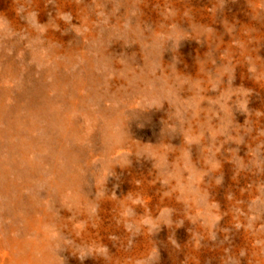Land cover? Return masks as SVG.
<instances>
[{
    "label": "rangeland",
    "instance_id": "374dc122",
    "mask_svg": "<svg viewBox=\"0 0 264 264\" xmlns=\"http://www.w3.org/2000/svg\"><path fill=\"white\" fill-rule=\"evenodd\" d=\"M0 264H264V0H0Z\"/></svg>",
    "mask_w": 264,
    "mask_h": 264
}]
</instances>
